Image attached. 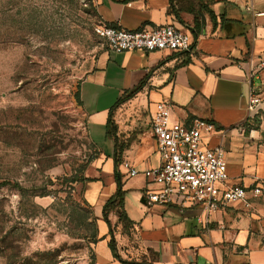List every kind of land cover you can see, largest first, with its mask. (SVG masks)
Here are the masks:
<instances>
[{
	"label": "crops",
	"instance_id": "1",
	"mask_svg": "<svg viewBox=\"0 0 264 264\" xmlns=\"http://www.w3.org/2000/svg\"><path fill=\"white\" fill-rule=\"evenodd\" d=\"M103 23L142 30L173 25L189 32V51L170 49L101 52L80 85L89 136L97 148L86 169L85 199L97 220V264H264V197L252 207L236 203L207 215L200 207L149 204L145 191L156 187L145 174L161 163L152 133L156 104L172 105V121H212L206 137L226 150L228 185L251 186L264 180V0H97ZM136 87L139 91L113 108ZM260 102L249 108L251 90ZM117 138L107 135L110 112ZM119 162L116 165L118 147ZM129 161L139 170L130 175ZM133 221L124 231L116 210L103 217L118 189ZM144 200V201H143ZM130 262V263H126Z\"/></svg>",
	"mask_w": 264,
	"mask_h": 264
},
{
	"label": "rangeland",
	"instance_id": "2",
	"mask_svg": "<svg viewBox=\"0 0 264 264\" xmlns=\"http://www.w3.org/2000/svg\"><path fill=\"white\" fill-rule=\"evenodd\" d=\"M101 23L97 0H0V264H97L76 93L109 48Z\"/></svg>",
	"mask_w": 264,
	"mask_h": 264
},
{
	"label": "built area",
	"instance_id": "3",
	"mask_svg": "<svg viewBox=\"0 0 264 264\" xmlns=\"http://www.w3.org/2000/svg\"><path fill=\"white\" fill-rule=\"evenodd\" d=\"M96 31L116 52L154 49L185 52L193 44L189 32L173 25L129 30L102 22ZM249 102L251 110L256 109L260 102L253 89ZM216 131L214 122L202 118H194L190 123L172 121V105L166 101L156 104L152 115V133L157 141L161 163L145 172L156 184V187L145 191L149 204L176 206L180 210L197 206L210 215L236 203L250 207L253 199L264 196V180L251 186L227 184L226 150L220 144L211 146L206 142V137ZM123 165L130 175L139 173L129 161Z\"/></svg>",
	"mask_w": 264,
	"mask_h": 264
},
{
	"label": "trees",
	"instance_id": "4",
	"mask_svg": "<svg viewBox=\"0 0 264 264\" xmlns=\"http://www.w3.org/2000/svg\"><path fill=\"white\" fill-rule=\"evenodd\" d=\"M139 89H140V87H136L127 96L120 98L116 102V104L114 105L113 108L117 107L121 103H123V102L127 101L128 99H130L131 97H133L139 91ZM76 97H77V100L79 101L80 105L82 106V101H81V97H80V88H79L78 92L76 93ZM117 131H118V128H117V125L113 119V112L111 111L108 122H107V135L109 137L117 138ZM117 147H118V149L116 152L117 155H116V159H115L116 165H117V162H119L118 153L120 152V150H122L119 148V146H117ZM115 174H116L118 189H117V192L107 200V202L104 206V209H103V217L110 227L111 238L109 241V246H110L114 256L120 257L118 255V252H117V250H118L117 242H116L115 237L113 235V229L111 228V222L109 221V213L111 211H114V210L117 211L118 216H119V221L123 224L124 231L129 230V228L133 225V221L129 218V216L125 210V207H124L126 191L123 189L121 173L116 169ZM97 241H98V239L95 240V242H97ZM126 263H130V262H126Z\"/></svg>",
	"mask_w": 264,
	"mask_h": 264
},
{
	"label": "water",
	"instance_id": "5",
	"mask_svg": "<svg viewBox=\"0 0 264 264\" xmlns=\"http://www.w3.org/2000/svg\"><path fill=\"white\" fill-rule=\"evenodd\" d=\"M144 201V200H143Z\"/></svg>",
	"mask_w": 264,
	"mask_h": 264
}]
</instances>
